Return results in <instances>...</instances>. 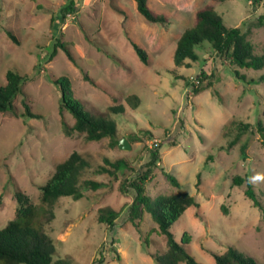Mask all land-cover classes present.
Returning <instances> with one entry per match:
<instances>
[{"label": "rangeland", "instance_id": "374dc122", "mask_svg": "<svg viewBox=\"0 0 264 264\" xmlns=\"http://www.w3.org/2000/svg\"><path fill=\"white\" fill-rule=\"evenodd\" d=\"M70 2L75 12L64 11ZM205 5L226 26H239L253 53L264 56V0H147L150 10L167 19L155 24L138 13L133 0H0V85L8 69L28 76L13 109L0 113V228L14 217L17 190L35 206L33 223L42 220L40 187L76 151L89 163L79 177L83 196L58 198L51 208L53 219L42 220L54 259L157 264L153 255L164 253L165 237L149 214L133 222L128 216L135 198L131 183L146 175L149 197L184 192L199 204L187 208L170 228L177 242L183 233L189 236L186 247L196 262L214 264L213 254L234 247L264 264V219L244 196L250 181L264 205V81H258L264 68L240 69L206 42L194 49L198 59L190 67L173 64L178 37ZM130 39L146 53L147 64ZM58 42L68 45L76 65L60 48L49 60ZM85 74L98 86L85 81ZM61 77L69 80L88 115L115 123L116 144L65 134L64 124L71 126L74 119L67 110L60 112L61 94L53 81ZM196 83L204 90L194 95ZM129 95L140 100L135 109L125 102ZM23 102L39 118L22 117ZM113 105L124 112H110ZM121 139L128 150L117 147ZM155 149L158 159L151 165ZM116 160L126 166L115 177L96 172L100 167L112 170L106 161ZM164 173L179 185L172 186ZM235 176L245 182L232 186ZM87 180L100 186L86 187ZM105 207L116 211L112 227L97 222Z\"/></svg>", "mask_w": 264, "mask_h": 264}, {"label": "trees", "instance_id": "16d2710c", "mask_svg": "<svg viewBox=\"0 0 264 264\" xmlns=\"http://www.w3.org/2000/svg\"><path fill=\"white\" fill-rule=\"evenodd\" d=\"M138 13L150 23H166L167 19L162 14H157L147 6V0H133ZM216 3H223L225 0H212ZM65 12H75L73 3L70 2L64 9ZM7 36L17 43L15 37L8 31ZM208 43L215 54L224 55L232 64L240 69L260 70L264 68V56L253 53L251 43L246 39L245 33L240 27L226 26L211 5H205L194 13L193 25L186 28L178 37L173 53V64L175 66L190 67V63L198 59L194 49L203 43ZM130 43L144 64L148 63L146 53L132 40ZM60 48L65 53L67 59L76 65L67 44L56 43L49 54L51 60ZM237 79H243L234 72ZM84 80L96 85L85 74ZM28 76L22 75L14 70L8 69L5 73V82L0 85V113H5L13 109L15 97L21 93V85L27 81ZM259 82L264 81V75L260 76ZM61 94L60 112L67 110L74 121L71 126L64 124L65 134L68 136L72 132L82 133L87 141H99L108 138L112 144H116V125L114 122L96 119L84 111L80 100L74 97L69 80L65 77L53 81ZM204 89L196 83L192 85L195 94ZM125 102L130 109H135L139 105V98L136 95H129ZM24 113L22 117L39 118L33 114L29 106L23 102ZM108 110L114 114H122V106H109ZM248 125H243L245 129ZM240 129V128H239ZM238 135L230 142L235 144ZM244 145L240 147V155L244 157ZM152 150L150 153V164L153 165L158 159V151ZM112 170L100 167L97 173H108L115 177L116 171L123 168L125 162L116 160L113 163L107 162ZM89 168V163L78 152L72 151L67 158L59 163L51 176L40 187V202L45 206L42 220L51 221L53 219L52 206L60 197L68 196L73 200L82 198L80 191L79 177L81 173ZM166 179L172 186H178V181L170 174L164 173ZM146 175L131 183V188L135 192V198L129 208L128 216L133 222L140 219L143 213L150 215L157 225V232L165 237L166 250L160 255H153L157 264H200L189 254L186 245L189 236L182 234L180 242L175 240L171 233V226L189 207H198L195 198L188 193L180 192L173 195H157L149 197L145 192ZM245 180L240 176L232 178V186H241ZM84 186L96 189L99 183L84 181ZM244 196L251 202L252 206L259 209L262 219H264V205H261L256 198L252 188V183L246 181ZM16 209L12 220L8 221L4 227L0 228V264H66L61 259H54L55 250L51 238L46 234L43 221L38 220L33 223L36 216L35 206L22 191L17 190L14 194ZM116 211L109 207L100 208L97 222L106 223L113 226ZM214 264H259L252 258L242 255L234 247H229L223 254H213ZM96 262V261H95Z\"/></svg>", "mask_w": 264, "mask_h": 264}, {"label": "water", "instance_id": "95a60500", "mask_svg": "<svg viewBox=\"0 0 264 264\" xmlns=\"http://www.w3.org/2000/svg\"><path fill=\"white\" fill-rule=\"evenodd\" d=\"M117 147L122 149V150H128L129 149V146L124 139L117 141Z\"/></svg>", "mask_w": 264, "mask_h": 264}, {"label": "built area", "instance_id": "2783aa9c", "mask_svg": "<svg viewBox=\"0 0 264 264\" xmlns=\"http://www.w3.org/2000/svg\"><path fill=\"white\" fill-rule=\"evenodd\" d=\"M153 146H155V147H156V146H157V145H156V143H154V144H153Z\"/></svg>", "mask_w": 264, "mask_h": 264}]
</instances>
